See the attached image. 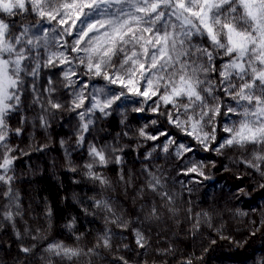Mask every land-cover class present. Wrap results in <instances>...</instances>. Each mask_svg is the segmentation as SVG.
Wrapping results in <instances>:
<instances>
[{
  "label": "snow or ice",
  "instance_id": "obj_1",
  "mask_svg": "<svg viewBox=\"0 0 264 264\" xmlns=\"http://www.w3.org/2000/svg\"><path fill=\"white\" fill-rule=\"evenodd\" d=\"M30 14L49 23L53 38H61L52 45L55 51L43 45L49 51L42 64L37 57L31 69H22L39 44L29 38L30 24L16 27L19 17ZM42 67L54 71L47 76L46 87L38 88L35 80L32 84L34 102L44 113L38 118L40 126L47 127V116L55 112L78 117L77 146L86 148L91 161L84 175L99 185L101 193L99 198L89 197L90 206L82 211L93 217L90 223H100L98 216L102 223L91 247L50 242L43 244L46 258L39 259L43 264H54L53 258L56 264H74L83 257L93 264L92 258L104 250L110 264H149L148 256L163 264H168L166 257L176 259V264H196L201 258L194 259V253L177 256L179 250L169 236L178 241L179 233L164 226L179 227L183 211L191 221L189 235L196 236L201 218L211 226L209 212L193 214L191 208L177 206L179 194L168 189L153 160L180 161L176 175L187 178V184L180 183L189 193L193 190L189 184L213 179L206 173L217 162L195 158L205 152L218 158L237 153L239 163L264 181V0H0V198L7 201L0 204V219L13 227L22 210L10 173L18 159L15 153H28L9 143L10 136L24 131L9 122L22 104V71L39 78ZM96 78L103 87L95 86ZM125 101L139 105L132 112L147 121L135 129V146L88 143L84 134L90 133L92 117L107 118L114 105L121 109ZM121 116L123 124L127 116L123 112ZM137 140L143 142L136 144ZM125 149L143 156L140 175L128 167ZM109 166L115 169L112 176ZM219 167L229 171L223 163ZM114 182L129 197L123 203L106 195L115 191ZM258 187L264 190V183ZM248 195L245 188L237 189V199ZM46 215L51 217V209ZM75 225L73 217L66 227ZM262 226L264 220L250 235ZM13 235L25 257L35 255L47 240L40 228L30 230L27 222ZM83 237L81 232L75 239ZM234 243L243 246L247 241Z\"/></svg>",
  "mask_w": 264,
  "mask_h": 264
},
{
  "label": "trees",
  "instance_id": "obj_2",
  "mask_svg": "<svg viewBox=\"0 0 264 264\" xmlns=\"http://www.w3.org/2000/svg\"><path fill=\"white\" fill-rule=\"evenodd\" d=\"M21 22L31 25L29 38L39 42L38 46L32 49L33 58L26 64H22V69H31L37 57L42 64L43 59L47 56L49 48H45L43 45L48 44L51 50L55 51L56 48L52 45L60 41L61 37L55 35L53 38V33L50 32L48 41L44 37L39 36L38 38L36 31L43 26L50 31V25L46 21H40L35 14L19 17L17 28ZM52 71L54 70L42 67L39 78H33L22 71L24 80V91L21 95L22 104L18 115L14 114L15 118L9 122L11 127L24 129L20 136H10L9 143L13 146L18 145L28 153L27 155L15 153L18 159L14 162V171L10 173L15 178L12 187L19 195L18 204L22 210V216L16 218L15 227L0 219V242L4 245L0 248V264H22V262L23 264H43L39 259L41 256L46 258L43 244L55 241H63L72 247H91L102 223V217L99 216L95 219L100 223H90L89 221L93 217L86 216L82 211V208H89V197L99 198L101 193L99 185H94L84 175L85 165L91 161L86 148L77 146L80 123L78 117L71 112H55L47 116V127L40 126L38 118L44 113L41 111L40 105L34 102L32 84L35 80L38 88L46 87L45 80L47 76L52 75ZM95 86L103 87L104 82L100 78H96ZM138 106L125 101L121 109H116L114 105L113 114L107 118L93 116L94 123L90 126V133L84 134L87 142L94 143L98 147L105 144L114 147L121 145L134 147L132 138L135 129L147 122L146 119H142L132 112V109ZM121 112L127 116L123 124L120 123L123 118ZM21 119L23 120L22 124L19 122ZM125 132L128 133L127 136L123 135ZM61 139L65 141V144H60ZM142 142V140L135 141L136 144ZM43 145H47V147H42ZM146 147H150V145ZM37 148L40 150H36ZM125 151L127 154L124 158L128 161V167L132 169L134 175H140L142 167L140 161L143 160V156L137 157L127 149ZM237 156V153L227 152L226 158H218L213 153L205 152L195 157L204 159L206 163L215 160L217 167L206 173L213 177L212 180H205L198 185L189 184L188 187L193 189L191 193L180 183V181H184L187 184V178L183 175H176L177 170L181 167L180 161L172 158H170V162L164 159L153 160V164L160 165L168 189L179 194L177 206L182 210L191 208L193 214L202 210L207 211L211 217L210 227L201 218L199 232L196 236H191L189 235L191 221L186 219L185 213L181 211V223L177 229L180 239L177 241L176 237H171V235L169 237L176 243L179 250L178 257L194 253V259L201 258L196 264H264V226L256 232L255 236L250 235V232L256 230L259 222L264 220V190L258 187L264 181L254 171L249 170L246 165L240 164ZM247 158L245 157V159ZM221 163L229 169L227 173L219 167ZM148 166L152 167V165ZM70 168H75L76 171L73 172ZM153 170L155 171V169ZM114 171L115 169L109 166L108 175L112 176ZM237 176H244L245 179L241 181L235 178ZM141 179H146V177L141 176ZM113 187L115 191L106 193V195L110 194L114 201L120 203L128 200L129 197L120 191L121 186L114 182ZM238 188H245L249 195L237 199ZM0 191H3V186H0ZM121 196H123V200H119ZM6 203L5 199L0 198V204ZM124 207L127 208L128 205L124 204ZM49 209L52 212L50 218L46 215ZM238 212H246L248 215L240 216L237 214ZM73 217H75L76 225L69 229L66 226ZM254 221L256 223H253ZM25 222L30 230L40 228L47 237L42 245H38L39 251L31 257H25L18 251L13 235L15 230L23 231ZM81 232L84 233V237L76 240L75 237L79 236ZM33 234L35 233L33 232ZM221 237H230L231 239ZM212 240L217 242L211 245L209 242ZM234 241H247V243L240 246ZM161 246H163V242H161ZM107 257L108 253L101 250L99 257L92 258L93 264H110ZM53 259L56 264L57 258ZM146 259L149 264H152L153 259L156 260V264H163L156 257L148 256ZM165 259L168 260V264H176L174 258L166 257ZM74 264H87V261L81 257Z\"/></svg>",
  "mask_w": 264,
  "mask_h": 264
},
{
  "label": "rangeland",
  "instance_id": "obj_3",
  "mask_svg": "<svg viewBox=\"0 0 264 264\" xmlns=\"http://www.w3.org/2000/svg\"><path fill=\"white\" fill-rule=\"evenodd\" d=\"M44 27V26H43ZM43 27H40L37 31H36V35H37V37L39 38V36L40 37H44L45 39H46V41H48L49 40V37H50V32L51 31H48V29L47 28H43ZM164 228L165 229H170V230H172V231H174V232H177V229H178V227H176V226H173V225H171L170 223L169 224H166L165 226H164ZM170 237V236H169ZM172 237V236H171Z\"/></svg>",
  "mask_w": 264,
  "mask_h": 264
}]
</instances>
